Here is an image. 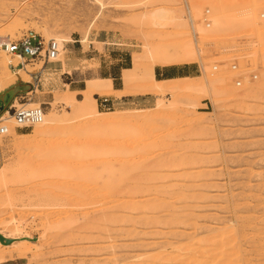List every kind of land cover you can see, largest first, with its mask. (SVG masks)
<instances>
[{
  "label": "rangeland",
  "instance_id": "rangeland-1",
  "mask_svg": "<svg viewBox=\"0 0 264 264\" xmlns=\"http://www.w3.org/2000/svg\"><path fill=\"white\" fill-rule=\"evenodd\" d=\"M101 1L106 7L95 0H0L1 38L71 39L53 62L24 61L32 76L17 74L0 91L2 113L13 103L42 104L49 119L41 131L37 124L19 128L7 114L0 123L9 128L0 134V234L32 246L25 257L4 259L9 248L0 245V264H264V0H250L257 24H201L197 40L190 26L183 28L198 59L174 63L185 68L161 83L162 94L110 109L98 107L100 97L122 95L98 79L125 87L124 71L140 55L135 91L150 79L148 47L174 51L178 26L145 14L163 7L188 20L185 0ZM193 1L198 15L212 8L214 16L216 1L229 5ZM2 65L0 81L16 71ZM215 77L223 79L221 90L237 95L211 91ZM93 84L101 89L88 101ZM184 85L193 90H177ZM250 87L257 92L248 100ZM86 106L98 117L113 111L124 119L100 126ZM151 141L160 143L136 160L137 149ZM94 142L103 145L98 150ZM167 211L172 216L165 218Z\"/></svg>",
  "mask_w": 264,
  "mask_h": 264
},
{
  "label": "bare ground",
  "instance_id": "bare-ground-1",
  "mask_svg": "<svg viewBox=\"0 0 264 264\" xmlns=\"http://www.w3.org/2000/svg\"><path fill=\"white\" fill-rule=\"evenodd\" d=\"M27 1V0H26ZM97 3H99L100 4V6L102 7V8H104V7H106V5H105V3L103 2V1H101V0H95ZM163 1H165V2H168V1H170V0H163ZM162 1V2H163ZM202 1V0H201ZM233 1V2H232ZM231 2H230V0H229V5L228 6H225V7H218V5H216V2L213 4V9H214V22H216L217 24H218V26L219 27H222V25L223 24H227V23H235V25H237V26H239V27H244V26H246V25H248V23L251 21V22H255L257 19L255 18V16L253 17V15H251V14H253V12H252V5H251V3H250V0H232ZM254 1V0H253ZM253 1H252V3H253ZM256 2H257V0H255ZM255 1H254V3H255ZM143 2H146V1H143ZM143 2H141V3H139V4H143L144 6H146L147 7V5H146V3H143ZM192 2V3H191ZM191 2H189V0H185V8H186V12L187 11H189L192 15H196L197 13H196V11H198V4H197V2L196 1H191ZM213 2V1H212ZM150 3H151V1H150ZM157 3H161V2H157ZM172 3V2H171ZM196 5H195V4ZM231 3V4H230ZM253 3V4H254ZM152 6H154V5H156V3H152L151 4ZM202 5V4H201ZM210 5V4H209ZM208 5V6H209ZM255 5V4H254ZM253 5V6H254ZM200 6V5H199ZM255 8V7H254ZM212 9V8H211ZM259 9V8H258ZM238 11L237 12V14H233V12L234 11ZM233 11V12H232ZM232 12V13H231ZM146 15V17H149V19H151V18H155V19H157V20H159V21H166V22H170V23H174L175 25H177L178 26V30H177V32H176V34L174 35V38H176L177 40L175 41V44L173 45V48H174V51L173 52H171L170 50H168V47L165 45V46H163V45H161L160 44V46H155V48H153V49H151V48H149L148 47V51L150 52V53H152V54H150V55H152V59L154 60V63H152L150 66H149V75H150V79L147 81V80H142L141 79V82H140V84H138L139 86L136 88V90L135 91H132L131 89V82H133V80H134V78H135V75H136V70H138V68L140 67V64H141V62H142V57L140 56V55H136V64H135V66H134V68H131V69H125V71H124V76H123V78H124V82H125V87H124V89L123 90H115V88H112V85H111V80L108 78V79H106V78H104V79H98V81H101V82H105L106 83V85H108V88L110 89V91H112V92H116L118 95H124V94H139V93H155V94H162L163 93V91L165 90V88H163V86L161 85V83L162 82H171V81H174V78L173 77H169V78H165V79H163V80H159V79H157L156 78V76H155V65H160V66H166V65H170V64H174V63H178V61L179 60H181L182 59V56H186V58L190 61V62H194V61H196L197 59H198V53H196L194 50H195V48H193V45H192V43H191V41L188 39V40H185V35L186 34H188V32L189 31H184V29L183 28H187V26H190V25H188L189 23H187V21L185 22V21H183L182 19H178V17L174 14V11L173 10H171V9H166V8H163V7H159V8H155L154 10H152L150 13H148V14H145ZM144 15V16H145ZM251 17V18H250ZM259 20V19H258ZM250 22V23H251ZM252 24V23H251ZM251 24H249V25H251ZM255 24H257L256 22H255ZM258 26H256V28L255 29H258L257 28ZM259 30V29H258ZM257 30V31H258ZM254 31V30H253ZM259 32V31H258ZM257 32V33H258ZM263 32V31H262ZM198 33H199V31H198ZM256 35H258L259 37H261V34L260 33H258V34H256ZM193 36L195 37V40H197V38L199 37V35L198 36H195L194 34H193ZM258 37V38H259ZM8 38H10L11 39V37H8ZM3 39H7V38H1L0 37V41H2ZM51 39V38H50ZM56 39V38H55ZM57 40L59 41V43H60V46L62 47V49H63V46H62V44H63V42H70L71 41V39L70 38H66V37H61V38H57ZM258 40V39H257ZM62 43V44H61ZM146 45H148V44H146ZM150 45V47H151V45L152 44H149ZM159 45V44H158ZM172 45V44H171ZM154 46V45H153ZM260 47V46H259ZM2 48H0V50H1ZM256 49V48H255ZM262 51H264V48L262 49V48H260ZM3 53H4V57H5V55H6V64H4V66L0 63V65H2V67L3 68H6L7 67V65L8 66H13L14 68H16V71L14 72V73H11V74H9L7 77H5L4 78V80H1L0 81V91L4 88V86H6L7 85V83L9 82V81H11V80H14L15 78H16V76L15 75H17V74H20V75H22L23 77L24 76H32V74H31V72H30V75H29V73H27V72H29V71H26V67H27V65L24 63V61H26L24 58H22V57H20V56H18L17 54H11V53H8L7 51H5L4 49H2L1 50ZM198 51V50H197ZM257 51V50H256ZM145 52H146V50H145ZM256 53V52H255ZM261 54H263V55H261L263 58H264V52L262 53L261 52ZM11 56H13L14 58H12ZM15 65V66H14ZM10 68V67H9ZM7 69V68H6ZM12 72V71H11ZM10 73V72H9ZM32 78V77H31ZM263 79H264V76L262 77ZM223 82V79H221L220 77H215V78H210V81H209V86H210V90L211 91H214V92H220V91H222L224 94H226V95H228V92H230L231 91V93L233 94V95H237L235 92H234V90H230V89H228V90H230V91H228L227 92V89H223V90H221L219 87H218V85L219 84H221ZM263 82V81H262ZM13 83V82H12ZM11 84V83H10ZM230 84H232L231 82H227L226 83V85L229 87L230 86ZM245 86V85H244ZM259 86V85H258ZM204 87V86H203ZM222 87V86H221ZM246 87V86H245ZM89 88H91V90H89L88 91V95H87V99H88V101L89 100H91V95H92V93H97L98 92V90H100L101 89V87H99L97 84H93V85H91ZM4 90V89H3ZM177 90H180V91H190V90H193V87L192 86H190V85H184V86H180V87H177ZM245 90V89H244ZM173 91V90H172ZM100 93H101V91H99ZM248 92V91H247ZM247 92H246V94H247ZM256 92H257V88H255V87H250L249 88V92H248V95H249V99L248 100H250V99H252L255 95H256ZM239 93V92H238ZM245 93V92H244ZM102 94V93H101ZM231 94V95H232ZM242 94V96L244 95L243 93H241ZM233 97V96H232ZM247 97V96H246ZM242 98V97H241ZM72 102H73V105L74 106H78V103L79 102H81L80 100H78V99H76V98H73L72 99ZM91 103V102H90ZM86 105V104H85ZM89 105V104H88ZM88 106H86L85 108H84V110H85V112H86V115H87V117L89 118V120H91V121H94V119L96 120V121H100L101 122V125L100 126H107V125H109V126H112V125H114V124H116V123H119V122H121V121H123V119H124V117H122L121 115H114V112L112 111L110 114H113V115H110V116H106V117H98L99 115H101L102 113H100V111H98L96 108H94V109H88L87 108ZM7 118H13V115H11L10 113H7ZM5 117H6V115H5ZM50 117V116H49ZM51 118V117H50ZM48 118H47V115L45 116V119L41 122V123H39V124H37V130H39V131H41V127H43V126H45L47 123H48ZM96 121H95V123H96ZM93 123V122H92ZM96 124H100L99 122H97ZM55 127H53V129H54ZM92 129V128H91ZM8 130H9V128H8ZM48 130H50V128L48 129ZM52 130V129H51ZM44 131V130H43ZM38 132V131H37ZM90 133H92V132H90ZM94 134V133H93ZM90 136H91V134H90ZM92 137H94L93 135H92ZM105 137V136H104ZM95 138V137H94ZM94 138L92 139L93 141H98V139H95L94 140ZM92 141V142H93ZM92 142L90 143V144H92ZM160 142H161V140H160ZM160 142H154V141H151V142H149V143H147V144H143V146H141L139 149H137V147H136V149H137V153H138V156H137V153H136V158L138 157V159H136V160H142L143 158H141L140 156H142L143 155V153H145L146 154V151L147 152H150L151 151V149H153L154 147H158V144L160 143ZM82 143V142H81ZM85 143V142H84ZM95 144H93L95 147H98L97 149L99 150V148H100V144L99 143H97V142H94ZM82 145V144H81ZM87 145V144H86ZM92 145V146H93ZM101 145H103V144H101ZM105 145H107V144H105ZM117 145V144H116ZM120 145V144H119ZM123 145V144H122ZM83 146V145H82ZM88 146V145H87ZM93 146V148H95ZM91 147V146H90ZM114 147V146H113ZM116 147V146H115ZM124 148L123 149H125V145L123 146ZM86 148H88V147H86ZM128 148H129V146H128ZM90 149V148H89ZM97 149H94L95 151L97 150ZM117 149V148H116ZM131 149V148H130ZM97 150V151H98ZM127 150V152L129 151L128 149H126ZM95 151H93V153L95 152ZM96 151V152H97ZM95 152V153H96ZM99 152V151H98ZM118 152H120V151H118ZM129 152H131V154H133L132 152H134V151H129ZM100 153V152H99ZM105 153V152H104ZM125 153V152H124ZM98 154V153H97ZM118 154V153H117ZM129 154V153H128ZM128 154H126V155H128ZM130 154V156H132ZM109 155V154H108ZM114 155V154H113ZM126 155H124V156H126ZM107 156V155H106ZM118 156H119V154H118ZM144 156V155H143ZM142 156V157H143ZM94 157H95V155H94ZM128 157H129V155H128ZM132 159H135V158H133V157H131ZM128 159H130V157L128 158ZM128 159L127 160H125V162L126 161H128ZM174 160L176 159V158H173ZM132 160H130V161H128V162H131ZM137 162V161H136ZM124 163V162H123ZM134 163H135V161H134ZM65 165H66V163H65ZM164 165V164H163ZM170 166V165H169ZM128 168V167H127ZM109 170V169H108ZM118 175V174H117ZM106 177V176H105ZM202 177V176H201ZM106 179V178H105ZM154 179V178H153ZM109 181V180H108ZM101 183V182H100ZM102 184V183H101ZM170 216H172V213L170 212V211H167V212H165V215H164V217L165 218H167V217H170ZM72 223V222H71ZM66 226V225H65ZM48 227V226H47ZM225 229V228H224ZM223 229V230H224ZM228 228H226L225 230H227ZM220 230V229H219ZM164 231V230H163ZM216 232V231H215ZM224 232V231H223ZM228 232H229V230H228ZM222 233V232H221ZM212 234V233H211ZM224 234V233H223ZM208 235V234H207ZM226 235V234H225ZM5 236V235H4ZM224 236V235H223ZM222 236V237H223ZM225 237V236H224ZM229 237V236H228ZM6 238H8V237H6ZM11 239V238H10ZM195 239V238H194ZM208 239V238H207ZM211 239H212V236H211ZM200 240V239H199ZM206 239L204 238V241H205ZM190 244V243H189ZM0 245L1 246H4L5 248H9L8 250L6 249V251L5 252H3V258L5 259V258H10V259H14V258H22V257H25L26 255H27V253L30 251V249L32 248V246L31 245H26V244H22L21 245V243H19V245H14V242H10V243H8V242H6V241H1L0 240ZM36 246V245H35ZM262 246V245H261ZM37 250V249H36ZM234 252H236V251H234ZM238 252V251H237ZM30 253V252H29ZM222 254L221 255H223V252H221ZM225 254H229V253H225ZM234 253H232V257L230 256V254H229V258H231V259H237L234 255H233ZM235 254H237V253H235ZM240 254V253H239ZM215 255H217V254H215ZM215 255H214V257H215ZM224 256V259L226 258L225 256L226 255H223ZM234 256V257H233ZM244 256V255H243ZM217 257V256H216ZM237 257H238V255H237ZM228 258V257H227ZM239 258V257H238ZM223 259V260H224ZM228 260V259H227ZM222 264H223V262H221ZM219 264H220V262H219ZM225 264V263H224Z\"/></svg>",
  "mask_w": 264,
  "mask_h": 264
},
{
  "label": "built area",
  "instance_id": "built-area-1",
  "mask_svg": "<svg viewBox=\"0 0 264 264\" xmlns=\"http://www.w3.org/2000/svg\"><path fill=\"white\" fill-rule=\"evenodd\" d=\"M186 17L190 28L192 29V33L195 36H198L197 30L201 24L210 27L214 23V17L210 8H205L200 15H192L187 11ZM0 48L8 53L17 54L25 60L32 62L42 61L44 63H50L57 60L62 50L57 39L51 38L46 40L37 34H26L18 40H12L10 38L3 39L0 41ZM231 68L235 70L237 69V65L233 64ZM254 77L257 76L254 75ZM241 83L242 80L240 79L236 81L237 85H241ZM113 105H115V101L108 96H101L98 101V107L100 108L110 109ZM10 112L13 113V118L19 128H31L36 124L41 123L45 115L42 104L32 107H27L23 104L21 107H18L13 103L5 113H0V123L5 120V115ZM7 131V125L0 126V134L6 133Z\"/></svg>",
  "mask_w": 264,
  "mask_h": 264
},
{
  "label": "crops",
  "instance_id": "crops-1",
  "mask_svg": "<svg viewBox=\"0 0 264 264\" xmlns=\"http://www.w3.org/2000/svg\"><path fill=\"white\" fill-rule=\"evenodd\" d=\"M124 68H126V67H123L122 70H124ZM184 68H185V66L176 65V64L168 65V66H158V68L155 67V76H157V73H159L161 75V78H164V77H177V76H179L181 74L180 71L183 70ZM104 78H109V77L104 76ZM111 80H112V82H111L112 88H115V90H123L124 89V84H122L123 81H122L121 85L119 87H117L115 85V82L113 81V79H111ZM5 94L7 95V99H9L10 98V93L6 92ZM3 95H0V96H3ZM150 95H151L150 93H146V94L145 93L144 94L143 93H139V94L138 93L137 94H124V95L121 96V98L112 97V99L115 101V104H120L121 102L122 103L123 102L124 103H126V102L140 103V102L149 101L148 99H149Z\"/></svg>",
  "mask_w": 264,
  "mask_h": 264
},
{
  "label": "water",
  "instance_id": "water-1",
  "mask_svg": "<svg viewBox=\"0 0 264 264\" xmlns=\"http://www.w3.org/2000/svg\"><path fill=\"white\" fill-rule=\"evenodd\" d=\"M3 109H4V103H2V104L0 105V113L2 112ZM0 240H1V241H6V242H8V243H10V242L12 241V239H10V238H6V237L3 236L2 234H0Z\"/></svg>",
  "mask_w": 264,
  "mask_h": 264
},
{
  "label": "trees",
  "instance_id": "trees-1",
  "mask_svg": "<svg viewBox=\"0 0 264 264\" xmlns=\"http://www.w3.org/2000/svg\"><path fill=\"white\" fill-rule=\"evenodd\" d=\"M157 70H158V69H157ZM158 74H159V73H157V77H158ZM158 78H161V77H158ZM168 78H169V77H168Z\"/></svg>",
  "mask_w": 264,
  "mask_h": 264
}]
</instances>
